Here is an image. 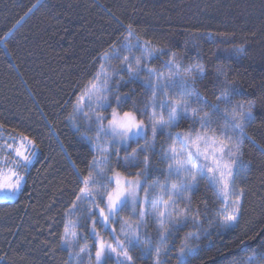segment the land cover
Here are the masks:
<instances>
[{
  "label": "trees",
  "instance_id": "trees-1",
  "mask_svg": "<svg viewBox=\"0 0 264 264\" xmlns=\"http://www.w3.org/2000/svg\"><path fill=\"white\" fill-rule=\"evenodd\" d=\"M117 18L124 26L132 24L142 39L178 53L185 65L203 64L206 77L197 87L211 100L215 96L210 95V79L229 55L224 50L244 48L243 54L232 53L225 64L229 81L240 92L234 101L255 104L256 119L246 131L256 143L245 144L243 160L248 168L235 185L237 192L244 190L243 206L231 229L210 228L204 219L210 235L199 242L192 264H245L248 258L260 257L264 254L260 247L264 152L256 145H264V0H0V37L7 33L0 40V135L24 131L39 145L18 197L0 201V256L4 257L0 264H66L68 260L58 245L65 207L74 198L71 162L83 167L82 161L91 157L88 146L70 130L66 117L71 109L65 102L75 99L78 85L99 66V53L115 38ZM158 63L152 61L150 66ZM129 89L134 99L145 98L135 84L120 91ZM132 102L128 100L123 110H129ZM186 127L187 122L181 124V129ZM158 140L157 150L163 137ZM125 154L120 152L121 161ZM156 167L160 171L150 175L148 183L163 180L166 164ZM190 196L193 210L203 212L207 204L209 216L223 206L204 181ZM189 230L177 234V245ZM133 254L136 264H151L138 252ZM84 264H89L87 256Z\"/></svg>",
  "mask_w": 264,
  "mask_h": 264
},
{
  "label": "snow or ice",
  "instance_id": "snow-or-ice-1",
  "mask_svg": "<svg viewBox=\"0 0 264 264\" xmlns=\"http://www.w3.org/2000/svg\"><path fill=\"white\" fill-rule=\"evenodd\" d=\"M117 20L115 38L98 55L99 66L78 85L75 99L65 102L71 109L66 117L70 130L88 146L91 158L82 161L83 167L71 162L74 198L64 210L58 247L68 256L66 264H84V256L89 264H136L134 251L151 264H192L199 242L210 235L204 219L210 228L231 229L243 206L244 190L237 192L235 185L248 168L244 146L256 143L246 131L256 119L255 104L234 101L240 92L225 64L232 53L240 56L245 50H224L229 55L210 79L211 100L197 87L206 77L203 64L185 65L178 53L156 47L132 24ZM152 61L158 66H150ZM129 84L137 85L145 98L134 99L132 89L120 91ZM130 99L131 108L124 111ZM184 122L187 127L181 129ZM0 141V200L11 201L22 191L39 145L24 131L0 135ZM256 146L264 152V145ZM121 151L126 153L122 161ZM158 164H166L163 180L148 183L150 175L159 173ZM201 181L223 205L214 216L207 204L203 212L191 207L190 194ZM186 228L192 230L177 245V234ZM81 240L90 243L81 245Z\"/></svg>",
  "mask_w": 264,
  "mask_h": 264
},
{
  "label": "rangeland",
  "instance_id": "rangeland-1",
  "mask_svg": "<svg viewBox=\"0 0 264 264\" xmlns=\"http://www.w3.org/2000/svg\"><path fill=\"white\" fill-rule=\"evenodd\" d=\"M115 63H118V61H115ZM110 112H111V110H110ZM5 138H7V137H5ZM3 141H0V143H2ZM19 195V194H18ZM18 195H17V197H18ZM16 197V198H17ZM15 198V199H16ZM235 197L233 196L232 197V199H234ZM14 199V200H15ZM14 200H11V201H14ZM0 201H4V200H0ZM245 264H260V257H251V258H248L247 260H246V263Z\"/></svg>",
  "mask_w": 264,
  "mask_h": 264
}]
</instances>
